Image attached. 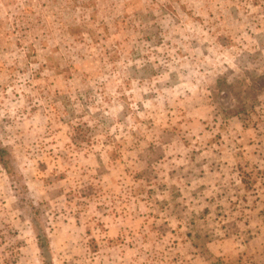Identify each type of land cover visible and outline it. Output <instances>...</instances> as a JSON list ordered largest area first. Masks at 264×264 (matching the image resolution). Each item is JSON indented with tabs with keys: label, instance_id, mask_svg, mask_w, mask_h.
<instances>
[{
	"label": "rangeland",
	"instance_id": "1",
	"mask_svg": "<svg viewBox=\"0 0 264 264\" xmlns=\"http://www.w3.org/2000/svg\"><path fill=\"white\" fill-rule=\"evenodd\" d=\"M0 147V264H264V0H0Z\"/></svg>",
	"mask_w": 264,
	"mask_h": 264
},
{
	"label": "trees",
	"instance_id": "2",
	"mask_svg": "<svg viewBox=\"0 0 264 264\" xmlns=\"http://www.w3.org/2000/svg\"><path fill=\"white\" fill-rule=\"evenodd\" d=\"M8 153H7V151H6V149L5 148H3V147H0V160L2 161V162H7L8 160H7V158H5L6 157V155H7ZM41 240H43V236H38ZM42 244H43V242H42ZM3 264H7V260H3Z\"/></svg>",
	"mask_w": 264,
	"mask_h": 264
}]
</instances>
